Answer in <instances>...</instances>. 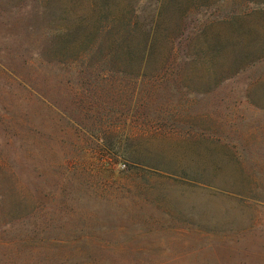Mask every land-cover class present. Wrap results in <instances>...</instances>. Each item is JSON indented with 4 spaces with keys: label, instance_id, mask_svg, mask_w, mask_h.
Masks as SVG:
<instances>
[{
    "label": "rangeland",
    "instance_id": "rangeland-1",
    "mask_svg": "<svg viewBox=\"0 0 264 264\" xmlns=\"http://www.w3.org/2000/svg\"><path fill=\"white\" fill-rule=\"evenodd\" d=\"M157 8L0 0V264H264V0L217 10L252 51L235 76L231 48L215 70L123 58ZM133 10L144 29L125 38ZM204 27L195 45L238 47L234 28Z\"/></svg>",
    "mask_w": 264,
    "mask_h": 264
},
{
    "label": "trees",
    "instance_id": "trees-1",
    "mask_svg": "<svg viewBox=\"0 0 264 264\" xmlns=\"http://www.w3.org/2000/svg\"><path fill=\"white\" fill-rule=\"evenodd\" d=\"M225 0H158V8L156 14V21L154 28L151 31H146L143 24L139 23L138 10H133L128 19L125 20V23L120 27L121 31H124L125 38L134 37L137 35V30L140 32L142 29L144 43L139 44L138 46H131L127 43L126 46L121 47V52L123 58L128 61L136 60L141 58V62L143 60H147L150 58H163V59H190L197 60L208 65L213 70L219 64V58L223 59V51L225 48H231L233 51L237 52L239 56H241V65L234 71V75H237L239 72L243 71L250 63L249 56H251V49L244 50V37L241 33L236 32V28L233 24L235 17L232 14L222 15L219 17V8H221L222 3ZM190 3L185 9H183L182 13H179L180 7H182V3ZM213 6L214 11L218 12L216 17L211 18L210 21L203 23L201 29L198 31V37L196 39H201L200 37L204 33V26L208 24H212L214 22H221L223 26L226 28L231 27L233 29L232 35L234 36L238 47L234 46L231 43V47L224 43L222 40H217L214 44L207 39L206 46L205 45H195L196 39L192 40L189 44H183L181 39H176L180 36L181 32L186 33L187 29L185 26V18L193 13H196L201 8L207 6ZM172 17H175L174 19ZM210 22V23H209ZM140 27V28H139ZM142 28V29H141ZM164 32L171 36H164ZM187 34V33H186ZM235 34V35H234ZM115 39V38H114ZM176 41V43H175ZM227 42V40H226ZM162 43V45H161ZM230 43V42H229ZM88 52H90L91 56L99 53L98 44L95 47H92ZM117 51L115 49L111 50L107 55L108 58L113 59L117 57Z\"/></svg>",
    "mask_w": 264,
    "mask_h": 264
}]
</instances>
